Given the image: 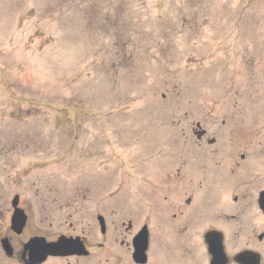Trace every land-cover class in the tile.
<instances>
[{
	"label": "rangeland",
	"instance_id": "1",
	"mask_svg": "<svg viewBox=\"0 0 264 264\" xmlns=\"http://www.w3.org/2000/svg\"><path fill=\"white\" fill-rule=\"evenodd\" d=\"M199 122L224 140L264 133V0H0V237L19 194L23 240L83 229L100 241L104 211L117 235L150 221L158 256V220L202 176L161 168L197 159ZM183 208L162 235L172 250L187 243Z\"/></svg>",
	"mask_w": 264,
	"mask_h": 264
},
{
	"label": "flooded vegetation",
	"instance_id": "2",
	"mask_svg": "<svg viewBox=\"0 0 264 264\" xmlns=\"http://www.w3.org/2000/svg\"><path fill=\"white\" fill-rule=\"evenodd\" d=\"M195 127L198 130L194 150L197 159L194 162L189 161L183 159L182 154L179 156V167L175 171L161 168V175L167 176L169 180L184 179L190 173L202 170L201 179L189 180L190 188L194 187V191L180 205V211L165 218L162 215L163 220H158L157 226L162 230L164 238L168 234L165 229L168 227L167 221L171 225L180 222L185 217L183 206L190 208V216L180 233L182 241L187 242L185 245H176V249L172 250V246L162 235H154V240L157 239L158 256L152 258V238L148 230L151 223L147 220L137 231V234L143 229L147 232L146 260L144 263H136L133 239L137 234L131 233L132 222L130 219L127 223L122 222L120 227L124 230L117 235L116 222L108 220L103 211L96 214L95 225L98 228L96 227L95 233L100 241L92 240L90 233L85 234L83 229L81 232L72 229L52 239L38 233L26 234L27 238L23 240L26 221L21 233L10 227L0 237L1 257L16 261L17 264H264V138H261L264 133H244L234 135L238 136V140H224L215 134L207 135V129L200 122ZM210 157L209 163L207 160ZM15 196L18 197V204L22 206L24 197L22 199L21 195L16 194L13 199ZM110 211L108 212L111 214ZM25 214L27 215L26 212ZM114 214L117 215V211ZM28 217L29 215L27 220ZM121 217L119 221H124V217ZM198 225L204 227L196 229ZM36 237L44 238L46 243H57L62 239L66 248L62 247V252L48 253L32 261L29 258L31 251L26 245ZM3 240L7 241L8 251L4 249ZM165 242L168 244L165 245ZM161 247L174 254L173 262L162 260L164 258ZM45 250L41 252L47 253L43 252ZM96 256H102L103 259H97Z\"/></svg>",
	"mask_w": 264,
	"mask_h": 264
},
{
	"label": "water",
	"instance_id": "3",
	"mask_svg": "<svg viewBox=\"0 0 264 264\" xmlns=\"http://www.w3.org/2000/svg\"><path fill=\"white\" fill-rule=\"evenodd\" d=\"M13 205V213H12V219H11V227L13 230H15L17 233H21L24 229V226L27 221V215L25 214L24 210L18 208V197H14L12 200ZM6 242L3 240V246L4 249L8 251V248L6 247ZM147 232L145 230H141L138 232V234L133 239L134 244V252L133 256L135 258V262H141L144 263L146 260L145 250L147 247ZM66 248V243L63 242V240H58L57 243H46L45 239L42 237H36L35 239H32L28 242L26 245V248L30 249V260L35 261L37 259L42 258L45 254L48 253H59L62 252L61 248ZM47 249V250H45ZM45 250L42 253L41 251ZM10 251V250H9Z\"/></svg>",
	"mask_w": 264,
	"mask_h": 264
}]
</instances>
